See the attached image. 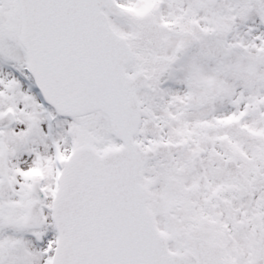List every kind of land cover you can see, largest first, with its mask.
<instances>
[{"label": "snow or ice", "instance_id": "1", "mask_svg": "<svg viewBox=\"0 0 264 264\" xmlns=\"http://www.w3.org/2000/svg\"><path fill=\"white\" fill-rule=\"evenodd\" d=\"M0 264H264V0H0Z\"/></svg>", "mask_w": 264, "mask_h": 264}]
</instances>
